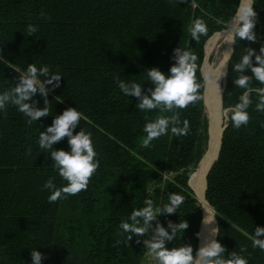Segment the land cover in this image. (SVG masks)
Masks as SVG:
<instances>
[{"label": "trees", "instance_id": "1", "mask_svg": "<svg viewBox=\"0 0 264 264\" xmlns=\"http://www.w3.org/2000/svg\"><path fill=\"white\" fill-rule=\"evenodd\" d=\"M240 3L0 0V94L15 87L16 69L26 71L31 63L38 68L47 65L50 74L63 75L60 87L47 97L48 116L28 123L29 118L15 106L0 110V264H32V249L43 254L42 264H142L147 251L144 235L128 241L119 226L131 222L132 211L144 207L145 198L163 208L174 192L184 196V203L173 214H159L157 223L167 228L169 220H186L188 228L166 241V247L191 245L195 255L205 210L191 181L209 140L206 73L202 71L205 45L216 32L228 28ZM253 7L258 39L236 38L222 94L223 110L234 107L244 91L234 84L239 75L235 63L247 48L259 52L264 46V0H254ZM196 19L208 26V34L199 42L189 32ZM29 24L39 26L37 34L25 35ZM177 47L198 57L196 78L204 85L201 99L175 110L180 126L184 120L189 122L187 135L176 137L169 129L167 135L152 141L153 147L144 148L146 123L172 113L137 109L138 98L125 96L114 77L139 83L147 93L154 88L147 70L169 73ZM245 74L250 75V69ZM252 86L264 87L255 81ZM32 99L38 101L37 107L45 106L39 93ZM251 99L247 126L235 129L228 113L220 153L207 176L206 200L215 211L217 240L226 248L224 258L235 251L248 264H264V251L252 247L255 228L264 227V112L255 110L256 93ZM70 107L86 117L74 134L82 129L91 133L100 166L86 191L49 203L51 192L42 190L44 183L51 177L57 187L67 182L54 169L50 152L40 150L39 134ZM29 147L33 148L31 156L26 154ZM54 148L70 151L68 138Z\"/></svg>", "mask_w": 264, "mask_h": 264}, {"label": "clouds", "instance_id": "2", "mask_svg": "<svg viewBox=\"0 0 264 264\" xmlns=\"http://www.w3.org/2000/svg\"><path fill=\"white\" fill-rule=\"evenodd\" d=\"M253 5L254 0H244L229 26L225 43L235 44L237 37L239 40L244 39L250 42H255L258 39L254 31L256 25L254 18L257 16V12ZM41 15L44 16L45 14L42 12ZM38 28V25L29 24L24 33L26 36L37 34ZM189 32L192 39L199 42L202 35L208 34V26L203 19H196L189 28ZM233 51H235L233 48L226 50L227 55L219 67L211 73V77L204 76V85H207L210 79H214L218 89L221 90L218 81L228 75L227 65L232 58ZM253 56H255L256 63H253ZM173 59L175 63L170 68L169 73H165L159 68L147 70V80L154 85V88H148L147 93L143 90V85L139 83L125 82L118 75L114 77L119 89L125 96L138 98L137 109L141 111L159 109L161 112L172 113V115L167 116L159 115L156 119L146 123L144 127L146 136L142 139L141 145L144 148L153 147L152 141L167 135L169 129L173 136L187 135L190 130L189 122L184 120L180 126L179 113L175 110L187 108L190 104L201 99L199 93L204 85L199 83L196 78L198 57L188 50L177 47L174 49ZM246 69H250V75L245 74ZM16 71L19 73V78L15 87L0 94V110L6 111L8 105L15 106L20 113L29 118L28 123L37 122L40 118L48 116L50 110L47 97L50 91L60 87L63 75L58 72L50 74L47 65L38 68L34 63L29 64L26 71L22 72L18 69ZM234 71L239 73L234 79V84L236 88L244 91L239 96V102L234 107L225 109L223 114L227 117L228 113H231L232 125L235 129H239L241 126H247L251 120L248 109L253 104L252 93H256L259 97L255 110L264 112V87L252 86L254 81L264 85V46H261L259 52L254 48H247L246 54L235 63ZM41 76L44 77L43 80L40 79ZM49 85L51 88L48 87ZM37 93L44 97L45 106L42 108L37 107L38 101L32 99ZM81 119L86 120V117L77 108L70 107L62 114L55 116L52 125L39 134L38 146L40 150L46 153L50 152L54 169L67 182L65 186L57 187L55 178L51 177L44 183L42 190L51 192L48 196L49 203H55L62 198L66 199L69 195L86 191L91 178L100 166V161L96 159L97 152L94 149L91 133H86L82 129L74 134V130ZM65 137L68 138L71 150L55 149L54 144L62 141ZM26 154L28 156L33 155V148L29 147ZM184 200L183 195L174 192L169 195V203L163 208H159L154 206L152 198H145V206L132 211L131 222H122L119 227L123 233L128 234L127 240L131 241L133 236L140 237L152 230V222L157 220L159 214L177 212ZM203 207L208 213L203 223L206 226L211 225L215 217L210 219L207 207ZM188 226L186 220L179 223L169 220L167 228L163 224H156L154 235L151 239L144 240L143 243L149 250V254L158 261V264H248L247 258L235 251L230 253L228 259L224 258L223 254L226 248L214 238L219 234L218 227L209 229L210 238L206 239V242L196 251L195 255L191 245L178 248L166 247V241L176 239L177 233L184 232ZM199 235L200 233H197V236ZM262 236H264V227H256L252 247L264 251V238H261ZM140 242L137 239V243ZM116 243L119 244L121 241L118 240ZM245 251L246 248H241V252ZM30 255L32 256V264H42L44 256L40 251L32 249Z\"/></svg>", "mask_w": 264, "mask_h": 264}, {"label": "bare ground", "instance_id": "3", "mask_svg": "<svg viewBox=\"0 0 264 264\" xmlns=\"http://www.w3.org/2000/svg\"><path fill=\"white\" fill-rule=\"evenodd\" d=\"M244 3V0H243ZM229 30L225 29L222 33L218 34L217 36L211 37V42L208 45L207 48V52H206V48H205V52H206V57L205 60H208L209 57L213 54H215V59L211 64V68L210 70L206 71L205 68V73L206 75H208L209 77H211V73L219 67V65L221 64V62L224 60L225 56L227 55L226 50H228L229 48H231L232 45H229L227 43H225L226 40V34ZM217 34V33H216ZM207 43V44H208ZM207 47V45H206ZM208 55V56H207ZM208 57V58H207ZM224 82H225V77H222L218 83L220 85V89H218L216 82L214 79H210V82L206 85V95H205V109H206V113L208 115L209 118V122H210V135L212 136L213 139V147H212V153H210L209 155H207V157H205V159L203 160L200 169L198 171V173H196V175H194L191 184H193L194 188L196 189V191L201 195L200 199H201V204L202 206H206L209 213H210V219L215 217V213L212 210V208L209 206V204L207 203L206 197L204 196L203 192L205 190L206 187V180H205V174L208 171L211 162L213 161L214 157L216 156L217 150L219 148V144H220V137L222 134V117H221V108H222V92H223V87H224ZM222 130V131H221ZM192 186V187H193ZM199 195V196H200ZM203 210H205L204 212V218L206 215H208L206 209L204 208ZM217 222L216 219L213 221V223L211 225H202V229H201V235H200V239H201V243H200V247L206 242V239L210 238V231L209 229L212 227H217ZM215 238V237H214Z\"/></svg>", "mask_w": 264, "mask_h": 264}, {"label": "rangeland", "instance_id": "4", "mask_svg": "<svg viewBox=\"0 0 264 264\" xmlns=\"http://www.w3.org/2000/svg\"><path fill=\"white\" fill-rule=\"evenodd\" d=\"M226 29H228V28H226ZM225 29H223V30H221V31H218V33L217 34H215L214 35V37L213 38H215V36L216 35H218V34H220V33H222L223 31H224ZM212 38V39H213ZM211 39V40H212ZM210 41V40H209ZM208 42V41H207ZM207 42H206V44H207ZM211 42V41H210ZM209 42V43H210ZM209 43H208V45H209ZM208 45H207V47H206V45H205V47H206V52H207V48H208ZM206 52H205V57H206ZM208 56V55H207ZM209 57V59L208 60H205L204 59V65H203V67H202V71H203V73H204V69L206 68V71L208 70L207 69V67H210L211 66V64H212V62L214 61V59H215V54H213V55H211V56H208ZM207 57V58H208ZM209 71V70H208ZM204 75H205V73H204ZM205 88H206V86H205ZM204 97H205V95H204ZM205 102V101H204ZM205 112H206V109H205ZM224 110H223V108H221V117H222V130H223V125L226 123V121H227V119H228V116L227 117H225L224 116ZM207 114V113H206ZM207 118H208V115H207ZM209 119V118H208ZM208 121H210V120H208ZM221 130V131H222ZM209 132H211L210 131V122H209ZM211 134V133H210ZM194 177V176H193ZM193 179V178H192ZM192 186H193V184H192ZM201 203V202H200ZM208 203V202H207ZM202 205V204H201ZM212 207V206H211ZM202 208H203V206H202ZM213 208V207H212ZM214 210V209H213ZM204 212V211H203ZM214 213H215V211H214ZM216 219V218H215ZM157 222H158V216H157V220L156 221H153L152 222V230H150L148 233H145L144 234V240H147V239H151V237H152V235H154V228H155V226H156V224H157ZM142 264H158V261L157 260H155L154 258H153V256H151L150 254H149V250L147 249V251H146V254H145V256H144V259H143V263Z\"/></svg>", "mask_w": 264, "mask_h": 264}, {"label": "water", "instance_id": "5", "mask_svg": "<svg viewBox=\"0 0 264 264\" xmlns=\"http://www.w3.org/2000/svg\"><path fill=\"white\" fill-rule=\"evenodd\" d=\"M242 4H243V0H241V3H240V6H239V9H240V7L242 6ZM238 9V10H239ZM238 12V11H237ZM237 14V13H236ZM236 14H235V16H234V18L236 17ZM233 18V19H234ZM233 19H232V21H233ZM231 21V22H232ZM231 24V23H230ZM230 24H229V26H230ZM228 26V27H229ZM233 46H234V44H232V46H231V48H233ZM230 61V60H229ZM228 65H229V62H228ZM228 65H227V71H228ZM225 82H226V77H225ZM225 82H224V85H225ZM223 91H224V87H223ZM223 93V92H222ZM222 108H223V103H222ZM225 124L223 125V131H222V134H221V137H220V144H219V148H218V150H217V153H216V156L214 157V159H213V161L211 162V165H210V167H209V169H208V171L206 172V174H205V180H206V187H205V190H204V192H203V194H204V196L206 197V189H207V176H208V174H209V172H210V170H211V167H212V165L215 163V161L217 160V158H218V156H219V153H220V149H221V144H222V137H223V132H224V129H225ZM212 147H213V139H212V136L210 135V132H209V140H208V145H207V149H206V152L204 153V155H203V157H202V159H201V161H200V163H199V165H198V168L196 169V171H195V173H194V175H196V173H198V171H199V169H200V166H201V164H202V162H203V160L205 159V157H207V155H209L210 153H212ZM213 154V153H212ZM193 175V176H194ZM193 178V177H192ZM193 189L195 190V193H196V195H197V198L199 199V201L201 202V199H200V197H201V195L196 191V189L194 188V186H193ZM200 195V196H199ZM215 218H216V216H215ZM203 221H204V218H203ZM216 222H217V219H216ZM202 225H203V222H202ZM217 227H218V222H217V225H216ZM201 229H202V227H201ZM200 235H201V231H200ZM215 239H217V236H215Z\"/></svg>", "mask_w": 264, "mask_h": 264}]
</instances>
